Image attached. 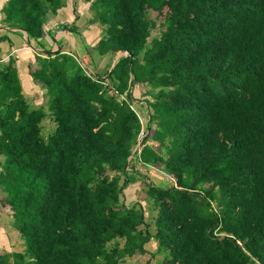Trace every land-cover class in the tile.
<instances>
[{"label":"trees","instance_id":"obj_1","mask_svg":"<svg viewBox=\"0 0 264 264\" xmlns=\"http://www.w3.org/2000/svg\"><path fill=\"white\" fill-rule=\"evenodd\" d=\"M69 1L0 9V27L26 33L27 75L47 99L30 104L18 57L0 60V199L21 241L0 264H123L152 240L162 264H264V0H82L100 37L80 43L103 74L43 52ZM140 168L173 179L143 181L149 222L124 201Z\"/></svg>","mask_w":264,"mask_h":264},{"label":"rangeland","instance_id":"obj_2","mask_svg":"<svg viewBox=\"0 0 264 264\" xmlns=\"http://www.w3.org/2000/svg\"><path fill=\"white\" fill-rule=\"evenodd\" d=\"M71 2L73 3L72 6L74 7V13L72 10V13H73L72 15H71V13H68V14L66 13L67 15L61 14L60 19L69 18L68 21L72 20L73 24L81 32V35H80L81 38L77 39L72 33L60 32L61 27L58 28V26L60 24H71V23H58L54 27V30L52 31L51 35L45 34L39 40L40 43L42 45H44L43 52H45V51L53 52V51L57 50L58 46H60L61 49L68 50L66 52H72L76 57L81 58V59H77V60L79 61L81 66L85 69V71L90 72L92 74L93 73L94 74H97V73L103 74L107 67L105 65L103 66L98 61H95V60L93 61L91 58L93 51L91 49H88V54H86L85 48L83 45L84 43L83 44L80 43L81 41H85L87 44H89V43L94 42L95 40H97L100 37V32H99V28H98L97 24H93V25L87 24V20L90 19L89 13H88V5L89 4L83 3L82 0H71ZM151 17L155 18L156 14L152 13ZM161 19H162V16L159 18V21H161ZM57 22H58V19H57ZM45 30L49 31L50 28L48 29V27L46 25ZM61 33L63 35H68L70 41L68 39H66L65 36H63ZM153 34H156V32H154ZM4 35H7V36H5L6 38H10L11 40H13L15 45L18 44L17 45L18 47L22 46V44L24 43V42H22V38L18 33L4 32ZM57 35H59V36H57ZM5 37H4L3 41L6 40ZM26 43H28V42L26 41ZM71 43L75 46H73ZM32 44L35 46L36 51H41L38 44H36L35 41H33ZM45 48H46V50H45ZM18 57H19V55H18ZM115 60H116V58H114L113 62ZM23 73L25 74V72H23ZM25 84H26V87H25L26 92H24L23 94H25L26 97L29 99L30 104H32L33 106H40L43 103L45 104L47 99L44 97V94H43V96L40 97V94L37 93V89H36L35 85L29 86L27 83H25ZM145 91H146V88H142V86H139V85H137L132 91L133 98H135V100H136V101H133L132 107L138 112V114L141 117L145 116L144 105L142 102H140V101H144L145 99H147L146 95H144ZM42 130H43L42 136H45L47 134L49 136L55 130V125L49 119H46V120H44V122L42 124ZM0 161H3V157L0 158ZM158 170H155V172H153V171H146L144 168H140L138 175H135L134 180H132V181H135V183L130 185L124 191L125 203L128 204L129 206L140 203L141 206L144 208L145 214L147 216V222L150 221V217H151V215H153V212L149 210L148 204L144 201L146 198V195H145L146 186L143 184V181H145V179H149L151 182H153V184L157 183L156 185H158V186H166V185L170 184V182H171L165 176H161V173ZM167 179H168V181H167ZM154 182H156V183H154ZM1 201L2 200L0 199V221H2L4 219V217L6 216L5 212H3V210L7 209V206L3 205ZM6 214H9L8 210L6 211ZM10 227L6 223H4V225L2 226V228L4 229V233L2 235L0 232V235L3 236V238H4L3 240L6 239L4 236L5 233H7V234L11 233L12 227H11V229H10ZM150 230L153 232L152 228ZM12 231H13V233H16V231H14L13 229H12ZM13 233H11L9 235V239L7 238L8 246H6V247H8L7 249H10L13 246V248L16 250L21 249V241H20V239L18 240V235L16 238H14L12 236ZM145 249H146L145 253H138L132 258L126 259L123 262V264H162L163 260L167 256V253L165 251H163V250L158 251L157 244L154 240L150 241L145 246Z\"/></svg>","mask_w":264,"mask_h":264},{"label":"crops","instance_id":"obj_3","mask_svg":"<svg viewBox=\"0 0 264 264\" xmlns=\"http://www.w3.org/2000/svg\"><path fill=\"white\" fill-rule=\"evenodd\" d=\"M3 1L4 0H0V9H1V6H2V4H3ZM69 3H71V1H69ZM71 5H73L72 3H71ZM68 14V13H71V15L73 14L72 13V10H71V7L68 5L65 9H63V10H61L60 12H59V14H58V16H55V17H53V16H50L49 18H48V20H47V27H48V29L50 28V30L49 31H53L54 30V27L58 24V23H71L72 22V20H70V21H68V19L69 18H66V19H60V16H61V14ZM66 14V15H67ZM0 19H1V15H0ZM57 19H58V22H57ZM60 19V20H59ZM4 32H11V33H18L19 34V32H17V31H15V30H9V29H5V28H3V27H0V36H7V35H4ZM56 33V32H55ZM62 34V33H61ZM20 36H21V38H22V42H24L23 44H22V46H20V47H18L17 45L18 44H14V41L13 40H11L10 38H6V40L5 41H2V42H0V60L1 61H6L7 60V58L9 57V56H15V57H18V55H19V57H18V64L19 65H21L22 67H21V81H22V83H23V85H24V90H25V92H26V89H25V87H26V84L25 83H27L29 86H34V84L31 82V79L29 78V76L27 75V69H26V64L28 63V59H27V57H28V54L30 53V51H29V49L26 47L27 45H26V38H25V35L22 33V35L21 34H19ZM63 35V34H62ZM57 36H59V35H57ZM63 36H65V38L66 39H68L69 41H70V39H69V37H68V35H63ZM89 36V35H88ZM62 37V36H61ZM72 44V43H71ZM73 45V44H72ZM73 46H75V45H73ZM63 51H68V50H65V49H62ZM27 60V61H26ZM23 72H25V74L23 73ZM37 89V88H36ZM37 93H39L40 94V97L41 96H43V93L40 91V90H38L37 89ZM155 172V171H154ZM131 206V205H130ZM2 209V208H1ZM3 210V209H2ZM8 209H5V210H3V212H5V217H4V219L2 220V221H0V224L3 226L4 225V223H6L7 225H9V227H10V224H9V219H10V216H9V214H6V211H7ZM8 213H9V210H8ZM0 225V232H1V234L3 235V233H4V229L2 228V226ZM10 229H11V227H10ZM11 233H13V231H12V229H11ZM10 233V234H11ZM10 234H7V233H5V240H3L4 238H3V236H1L0 235V251L1 250H4V251H6V252H10L11 251V248L10 249H7L8 247H6V246H8V240H7V238L9 239V235ZM17 235L18 234H16V233H13V237L14 238H16L17 237ZM18 240H19V236H18ZM17 240V241H18Z\"/></svg>","mask_w":264,"mask_h":264},{"label":"water","instance_id":"obj_4","mask_svg":"<svg viewBox=\"0 0 264 264\" xmlns=\"http://www.w3.org/2000/svg\"><path fill=\"white\" fill-rule=\"evenodd\" d=\"M22 32V31H21ZM24 35H25V38H26V41H28V38H27V35H26V33L25 32H22ZM121 55H123V56H129V57H131L132 58V56H131V54H130V52H125V53H118L117 55H116V57L115 58H117V57H119V56H121ZM140 144H138L137 146H139Z\"/></svg>","mask_w":264,"mask_h":264},{"label":"built area","instance_id":"obj_5","mask_svg":"<svg viewBox=\"0 0 264 264\" xmlns=\"http://www.w3.org/2000/svg\"><path fill=\"white\" fill-rule=\"evenodd\" d=\"M123 99V98H122ZM131 109L134 111L135 109L133 107H131ZM138 116V115H137ZM139 117V116H138ZM140 122H143V119H140ZM170 181L173 183V179L170 178Z\"/></svg>","mask_w":264,"mask_h":264},{"label":"clouds","instance_id":"obj_6","mask_svg":"<svg viewBox=\"0 0 264 264\" xmlns=\"http://www.w3.org/2000/svg\"><path fill=\"white\" fill-rule=\"evenodd\" d=\"M139 146H140V145H139ZM139 146H138V147H139ZM169 180H170V178H169ZM171 183H172V182H171Z\"/></svg>","mask_w":264,"mask_h":264}]
</instances>
